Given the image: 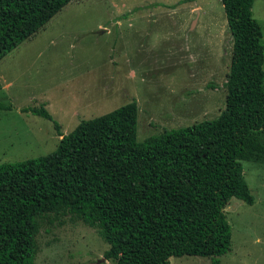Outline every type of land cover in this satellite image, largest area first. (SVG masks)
Segmentation results:
<instances>
[{"label": "trees", "instance_id": "16d2710c", "mask_svg": "<svg viewBox=\"0 0 264 264\" xmlns=\"http://www.w3.org/2000/svg\"><path fill=\"white\" fill-rule=\"evenodd\" d=\"M72 1L0 0V60ZM220 1L233 38L220 115L138 141L132 100L60 134L46 156L0 164V264H35L41 225L59 215L96 228L116 264L231 250L224 208L255 201L240 160L261 149L264 45L254 0ZM32 112L53 120L45 107Z\"/></svg>", "mask_w": 264, "mask_h": 264}, {"label": "rangeland", "instance_id": "374dc122", "mask_svg": "<svg viewBox=\"0 0 264 264\" xmlns=\"http://www.w3.org/2000/svg\"><path fill=\"white\" fill-rule=\"evenodd\" d=\"M253 15L264 45V0H254ZM232 48L220 0H73L0 60V164L46 156L60 134L132 100L138 141L215 119ZM42 107L53 120L32 112ZM258 137L261 149L240 160L255 201L224 208L231 250L170 264H264V131ZM54 217L41 225L35 264H116L96 228Z\"/></svg>", "mask_w": 264, "mask_h": 264}]
</instances>
